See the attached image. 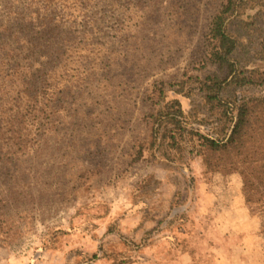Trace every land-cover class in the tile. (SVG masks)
<instances>
[{"label":"rangeland","instance_id":"rangeland-1","mask_svg":"<svg viewBox=\"0 0 264 264\" xmlns=\"http://www.w3.org/2000/svg\"><path fill=\"white\" fill-rule=\"evenodd\" d=\"M249 1L228 30L239 42L236 75L253 84L227 86L226 101L264 99V10ZM223 3L69 2L63 55L50 58L45 84L19 97L29 115L12 119L24 124L0 135V264H186L180 250L191 247L211 264L226 234L213 228L222 211L211 201H225L227 178L240 191V176L208 171L195 140L152 146L149 117L177 99L195 132L226 125L197 82L233 78L208 60L209 24ZM244 208L257 238L235 258L264 264L262 220Z\"/></svg>","mask_w":264,"mask_h":264},{"label":"trees","instance_id":"trees-1","mask_svg":"<svg viewBox=\"0 0 264 264\" xmlns=\"http://www.w3.org/2000/svg\"><path fill=\"white\" fill-rule=\"evenodd\" d=\"M70 1L73 0H0V135L6 130L5 124L9 125V131L15 126L19 130L24 124L12 119L29 115L28 109L21 111L22 99L19 97L26 96L38 83L40 86L45 84L47 78L44 79V71L49 66L50 58L58 59L63 55V39L59 38L63 33L62 20L71 17ZM244 1L246 4L248 0H225L208 28V60L220 72L228 71L233 78L222 81L214 73L197 79L204 105L209 107L208 111L218 114V121L226 125L218 127L217 122V128L207 131L206 135L195 132L189 122L192 115L184 114L179 101L171 99L159 105V109L149 117L151 145L164 146L167 142L166 147L178 148L184 139L189 142L195 140L200 153L204 154L208 171L228 176L239 175L240 191L233 186L235 178H227L228 188L223 192L225 201L214 198L211 203L221 208L218 211L235 208L236 198L244 206H254L262 220L261 234L264 239V99L225 100L227 86L253 84L250 77L236 75L234 55L239 42L228 30L230 20L244 14ZM249 2L264 10V0ZM18 87L23 91L19 90L16 98L8 103L5 96ZM160 93L163 91L160 90ZM200 118L201 124L206 117L203 115ZM203 234L198 233L196 238L205 241ZM185 249L181 248L180 253H186V264L205 263L204 256L196 249L191 247L187 252Z\"/></svg>","mask_w":264,"mask_h":264},{"label":"crops","instance_id":"crops-1","mask_svg":"<svg viewBox=\"0 0 264 264\" xmlns=\"http://www.w3.org/2000/svg\"><path fill=\"white\" fill-rule=\"evenodd\" d=\"M236 207L230 210H223L218 213L215 224L213 228H225V238H223L219 244L215 245L218 247L215 252V257H211V264H244L243 256L241 259L239 257L235 258V253L237 250L243 251L248 250L250 244L255 242L257 238L256 226H258L257 221H255L249 214V212L244 208V205L240 202L239 198L235 199ZM226 215V217H225ZM211 228V226H210ZM206 237L208 245L212 248V245L216 244L213 237L203 234ZM196 264V263H192Z\"/></svg>","mask_w":264,"mask_h":264}]
</instances>
